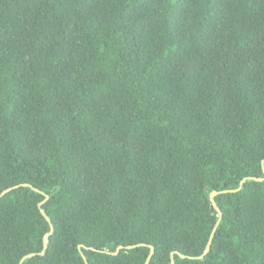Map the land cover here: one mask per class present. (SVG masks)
<instances>
[{"label":"trees","instance_id":"16d2710c","mask_svg":"<svg viewBox=\"0 0 264 264\" xmlns=\"http://www.w3.org/2000/svg\"><path fill=\"white\" fill-rule=\"evenodd\" d=\"M263 167L264 0H0V264H264Z\"/></svg>","mask_w":264,"mask_h":264},{"label":"water","instance_id":"95a60500","mask_svg":"<svg viewBox=\"0 0 264 264\" xmlns=\"http://www.w3.org/2000/svg\"><path fill=\"white\" fill-rule=\"evenodd\" d=\"M263 172H264V167H263ZM255 179H257V180H261L262 178H255ZM242 182H243V181H242ZM23 185H28V184H23ZM14 187H17V186H14ZM11 189H12V187L3 190V191L0 193V197H1L2 195H4L6 192H8L9 190H11ZM36 190H37V189H36ZM215 194H217V191H212V192L210 193V197H209V198H210L211 203H212L213 206L215 207V209L219 212V208L216 206V204H215V202H214V200H213V196H214ZM47 198H48V196L45 194V198H44V200L41 201V202L38 204L39 207H40V212H41V214L45 217V219H46V220L49 222V224H50V230H49V232H46V233L44 234V236H43V248H42V250H41V252H40L41 254H44L45 249H46L47 246H48V238H49V236L51 235V233H52V231H53V226H52V224H51L50 219H49L48 216L46 215L44 209L41 208V204L44 203V202L47 200ZM220 218H221V215L219 216L218 220L216 221V225L219 223ZM216 225H215V227H216ZM215 227H214V229H215ZM214 229H213V231H212V233H211V235H210V238H209V240H208V242H207V244H206V247H205V249H204L203 254L200 255L199 257H202V256H203L204 254H206L207 251L209 250V246H210L211 238H212L213 233H214ZM78 247H79V249H80V248H81V245H79ZM122 247H123L122 245H118V246H117L116 244H113V245H111V246H108L106 251H107V252H110V253H111V252H112V253H117ZM131 247H133V245L127 246V248H131ZM152 254H153V247L150 246V252H149V255H148L147 258H146L145 264H148V263H149V260H150ZM33 255H35V253H29V254L25 255V256L22 258V260H23L24 258H26V257H30V256H33ZM82 256H83V255H82ZM181 256L183 257V255H181ZM83 257H84V256H83ZM22 260H21V261H22ZM21 261H20V263H21ZM20 263H19V264H20ZM171 264H175V262H174V258H173V253L171 254Z\"/></svg>","mask_w":264,"mask_h":264}]
</instances>
